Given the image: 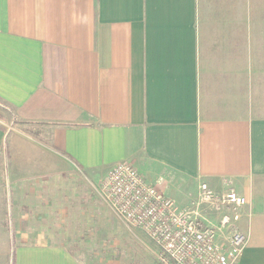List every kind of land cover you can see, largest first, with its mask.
Instances as JSON below:
<instances>
[{
	"label": "crops",
	"instance_id": "crops-1",
	"mask_svg": "<svg viewBox=\"0 0 264 264\" xmlns=\"http://www.w3.org/2000/svg\"><path fill=\"white\" fill-rule=\"evenodd\" d=\"M0 99V264H90L56 226L124 161L180 207L244 196L225 264H264V0H0Z\"/></svg>",
	"mask_w": 264,
	"mask_h": 264
},
{
	"label": "built area",
	"instance_id": "built-area-1",
	"mask_svg": "<svg viewBox=\"0 0 264 264\" xmlns=\"http://www.w3.org/2000/svg\"><path fill=\"white\" fill-rule=\"evenodd\" d=\"M163 181L147 182L130 162L116 163L98 182V194L128 228L137 229L153 245L157 264L233 263L246 245L236 223L247 199L229 190L215 193L207 184L185 207L165 195ZM164 186V185H163ZM214 211L219 224L205 215Z\"/></svg>",
	"mask_w": 264,
	"mask_h": 264
},
{
	"label": "rangeland",
	"instance_id": "rangeland-1",
	"mask_svg": "<svg viewBox=\"0 0 264 264\" xmlns=\"http://www.w3.org/2000/svg\"><path fill=\"white\" fill-rule=\"evenodd\" d=\"M0 116L4 117L5 124L18 123L13 113L1 104ZM99 180L100 178L96 182ZM79 185L83 186L81 183ZM84 186L82 189L86 193ZM90 187L88 185V193L92 192L91 196H88L90 197L88 201L89 204H93L94 211H89V216L86 215L87 208L80 210L81 212L76 211L72 215L74 221L71 226H56V235L59 240L74 251L80 260L88 261L90 264H104L108 259L117 264H157L153 256L152 243L141 231L128 228L104 202L97 189ZM1 198L2 196H0V201ZM90 213H93V216H90ZM93 257L100 258V261H90Z\"/></svg>",
	"mask_w": 264,
	"mask_h": 264
},
{
	"label": "trees",
	"instance_id": "trees-1",
	"mask_svg": "<svg viewBox=\"0 0 264 264\" xmlns=\"http://www.w3.org/2000/svg\"><path fill=\"white\" fill-rule=\"evenodd\" d=\"M0 104L2 106H4V107L8 108L10 111H12V109L10 108V106L6 102L2 101L1 99H0ZM0 120L4 121V117L3 116H0ZM0 129H3V127L0 126Z\"/></svg>",
	"mask_w": 264,
	"mask_h": 264
}]
</instances>
